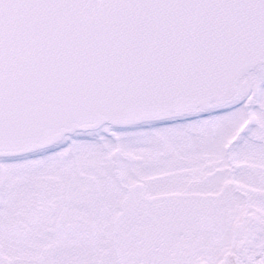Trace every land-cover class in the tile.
Returning a JSON list of instances; mask_svg holds the SVG:
<instances>
[{
  "label": "water",
  "instance_id": "water-1",
  "mask_svg": "<svg viewBox=\"0 0 264 264\" xmlns=\"http://www.w3.org/2000/svg\"><path fill=\"white\" fill-rule=\"evenodd\" d=\"M259 80L264 0H0V160L224 110Z\"/></svg>",
  "mask_w": 264,
  "mask_h": 264
},
{
  "label": "rangeland",
  "instance_id": "rangeland-1",
  "mask_svg": "<svg viewBox=\"0 0 264 264\" xmlns=\"http://www.w3.org/2000/svg\"><path fill=\"white\" fill-rule=\"evenodd\" d=\"M210 117L184 126L106 128L93 139L16 162L7 175L0 168V185L10 183L9 197L16 198L12 210L26 214L17 233L6 232L17 222L12 215L0 223V264H217L250 215L258 221L248 225L254 232L248 251L256 253L264 221V102L261 111L242 105ZM129 136L118 150L114 140ZM231 152L236 187L255 186L246 209L243 198L228 195ZM135 169L145 175L140 181L147 189L142 198L132 190L141 200L126 204L118 219L120 202L139 180ZM64 212L63 227L55 230ZM50 232L56 244L46 247Z\"/></svg>",
  "mask_w": 264,
  "mask_h": 264
},
{
  "label": "flooded vegetation",
  "instance_id": "flooded-vegetation-1",
  "mask_svg": "<svg viewBox=\"0 0 264 264\" xmlns=\"http://www.w3.org/2000/svg\"><path fill=\"white\" fill-rule=\"evenodd\" d=\"M263 102H264V81H260L259 80L255 84H252L247 96L245 97V99L243 101H241L237 105H234V106L229 107V108L224 109V110L215 111V112H211V113H208V114L195 116V117H191V118L180 119V120H175V121H169V122H164V123H157V124H152V125L136 126V127H119V128L118 127L117 128L109 127V129H111V130H115V129H136V128H143V127H160L162 125L170 126L171 124H180V125L183 124L182 126H184L185 124H190L192 122L194 124L200 119L211 118L210 116H213V115L215 116L217 114L235 111L237 108H240L242 105H246L248 108L256 107L258 111H261L263 109ZM251 121H252V118H251ZM184 122H186V123H184ZM113 135H114V131H112V135L111 136H113ZM94 136H95V134L69 138V139L66 140V142L62 146H60V147H58L56 149H53L51 151H48L46 153L53 152L55 150H58V149L64 147L71 140L72 141H75V140L84 141V140L93 139ZM128 139H131V136H129V137L125 138V139L116 138L115 140L114 139L113 140L116 143H118L117 147H118V150H119V149H122V148L125 149V142H128ZM120 140L123 141V145L120 143ZM236 141H237V139L234 140V142H236ZM119 144H121V146H119ZM230 149L232 151V145L231 144L228 145V151ZM46 153H42V154H38V155L26 157V158H21V159L0 160L1 172H2V174L7 175V174L10 173V167H11L12 164H17L16 162H20V161H24V160H30V159H33V158H39V157H41V155H45ZM229 157H230L229 167L225 166L226 180H227L226 186H227V189L230 191V193L228 195H232V196L238 197V198H243L241 201L245 202V205H244L245 208L244 209L249 208L248 202H247V197H249L250 201H252V198L248 194V189H251V188H253L255 186H253V187H244L243 189H240V188L236 187V183H235V181L233 179V175L237 171V166H236V164L234 162H232L233 159H234L233 152H231L229 154ZM17 165H19V164H17ZM261 170L264 171V168H261ZM134 173L139 175V178H138L139 180L137 181V184L133 185V187L130 188V190L128 191L129 194L126 197V200H124L123 203L120 202L119 209H121V210H120V212L118 210V219L122 215H124V213L126 212V210H128V207L130 205L135 207L138 204V202L141 200V198L143 197L144 192L147 189V186H145V184L140 181V180H143L145 175H143L140 172H138L137 169L134 170ZM167 175L169 176V174H167ZM189 184H191V183H189ZM2 188H5L6 191L8 189H11L10 183H5L4 185H0V190ZM235 188H237L238 190H235ZM132 190H136V192H138V196L141 197V198H138L137 196H133L132 195ZM232 190H233L234 194L231 193ZM237 191H240V192H237ZM8 192L9 191H7L6 194L0 193V223L6 221L12 215L13 218L15 220H17V222H16L15 226H12V229L11 228L6 229V232L10 231L12 233L13 232L17 233L18 230L21 227L25 226V223L23 222V220L26 218V214L20 215V213L18 211H16V210L13 211L12 210V208H14V203H15L16 198H14L13 195H11L9 197V193ZM178 194H180V193H178ZM178 194H175L173 196V199H175V200L178 199V197H179ZM207 195L208 196H214L211 193H208ZM192 196L207 197V196H205V194H199V193H192ZM2 198H5V199H2ZM262 199H263V206H264V195H263ZM256 201L257 200H254V202H256ZM126 204H128L129 206H127ZM65 218H66V212H64V213H62V215H60V219L57 220V222H56L55 230H60L63 227L62 219H65ZM256 221H258L257 217L250 215L248 217H245V219L242 221L240 226L238 225L237 228H236L240 232L239 233L240 234V238H239V236L234 238V244L232 245L230 250L227 252V253H233L235 255V264H264V221L263 220H261L259 222L260 223V228L259 229H260V231L262 233V239H261L262 241L260 240L261 243H259V245L257 247L258 250H256V253H252V252L248 251L250 240L253 239V235H254L253 234L254 233L253 230H251V227L250 226L248 227V225L253 224ZM38 223H39V219L36 221V225ZM3 234H5V230L4 229H0V248L1 249L5 248L4 243L2 241L4 239L3 238V236H4ZM51 236H54L53 232H50L48 234V237H47L48 240L46 242V245L49 244V243H50V245H48L46 247H49V246H52L53 244L54 245L56 244L55 241H53V237H52V240L50 242V237ZM238 238H239V240L237 241ZM24 240H25L24 236H21L20 240L18 241V247H19V245L23 244ZM37 244H39V242H37ZM219 262H220V260L217 262V264Z\"/></svg>",
  "mask_w": 264,
  "mask_h": 264
}]
</instances>
